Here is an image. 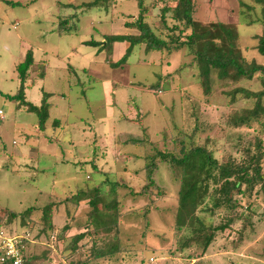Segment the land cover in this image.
I'll list each match as a JSON object with an SVG mask.
<instances>
[{"label":"rangeland","instance_id":"1","mask_svg":"<svg viewBox=\"0 0 264 264\" xmlns=\"http://www.w3.org/2000/svg\"><path fill=\"white\" fill-rule=\"evenodd\" d=\"M11 1L14 4L8 3ZM67 1L0 0V110L4 114L0 120V235L26 238L27 254L41 257L40 264H68L70 249L61 235L85 232L90 210L86 186L108 180L124 184L117 188V193L126 215L118 231L112 227L110 231L85 236L81 244L88 242L90 246L95 238L108 241L118 237L128 254L124 264H264L261 195H256V199L255 195L244 198L254 203L251 210L257 215L252 218L253 228H247L248 233L244 232L241 240L237 231L241 225L236 224L217 235L203 252L196 246L179 245L189 230H178L175 224L180 181L177 168L158 161L153 176L156 188L150 185L145 192L148 194L135 197L129 194L130 190L137 194L147 183L144 154L159 150L178 156L181 145L176 140L191 131L194 117L200 124L201 141L210 136V147L217 157L228 154L238 157V136L242 135V141L252 140L257 131L232 128L227 124V116L235 108L251 106L252 101L241 97L229 106L221 90L237 85L228 83L226 87L213 84L217 90L209 99L204 96L197 70L184 66L190 61L185 49L146 52L136 45L125 61L110 64L113 44L128 42L115 41L108 49L102 44H82L86 39L103 42L99 40L100 32L111 34L109 21L91 23V17L99 19L95 17L96 11L80 17L77 24L70 22L72 29H78L76 34L49 33L57 11L56 6L54 9L48 5ZM89 1L73 0L75 4ZM176 1L149 4L145 20L156 32L162 27L160 8L164 3L174 6ZM196 1V20H237L225 11L228 3L236 5V0H218L211 9L207 0ZM15 2H21V6ZM115 6L118 12L112 17L121 19L124 28L125 23L133 25L139 13L136 0H116ZM170 17L168 13L166 21L171 26ZM130 28L138 34L135 26ZM238 33L247 59L264 64V57L256 49L255 35L260 33V26L241 24ZM21 41L33 46L39 56L44 49L49 53L55 51L61 58H49L50 68L43 80L31 76L25 83L26 99L34 105L41 103L43 92L52 94L43 131L36 130V115L19 106L12 97L20 86L16 64ZM93 47L101 51L97 53ZM124 54L113 62H120ZM105 56L109 60L104 61ZM166 74L170 78L159 82V75ZM262 77L257 73L252 81L243 80L241 85L249 91H258L263 89ZM157 82L159 85L155 86ZM56 119L61 121L57 128L52 126ZM22 150L24 155L29 152V161L17 157L16 152ZM49 205V213L42 218L43 209ZM30 207L33 210L27 220L21 214ZM133 210L136 216L131 215ZM10 212H16L18 218H5ZM200 215L206 222L219 221V216L210 219L203 212ZM70 221L72 228L67 231L64 228Z\"/></svg>","mask_w":264,"mask_h":264},{"label":"trees","instance_id":"2","mask_svg":"<svg viewBox=\"0 0 264 264\" xmlns=\"http://www.w3.org/2000/svg\"><path fill=\"white\" fill-rule=\"evenodd\" d=\"M161 1L166 0H153L152 2L136 0L139 10L137 20L133 25L125 23V26H135L138 34L105 35L104 42L89 40L85 44L91 46L102 44L105 49H108L115 41L128 42L129 45L120 62L109 61L114 65L125 61L136 45L143 46L146 52L153 50L170 53L185 49L190 61L184 66L188 65V67H194L197 70V78L204 96L209 99L213 91L217 90L215 87L213 88V84L226 87L228 83L233 86L237 85L228 90H221L228 99L229 106L237 103L242 99L241 97L246 98L245 101L250 103L252 101L251 106L247 107L246 105L238 110L235 108L227 116V124L230 127L235 129L252 128L257 131L252 140L242 141V135L238 136L240 143L238 157L231 154L221 158L217 157L210 147L212 143L210 136H205L201 141L200 134H198L200 124H198V118L194 117L191 131L184 133L180 140H176L181 145L178 156L172 152L167 153L155 149L151 154H144V171L147 183L137 194L132 190L129 193L135 197L139 194H148L145 192L150 185L152 188H156L153 176L158 161L168 163L170 168H177L180 181L175 224L178 230L183 228L189 230V235L184 236V240L179 245L183 248L196 246L204 252L217 235L236 224L241 225V228L237 229L238 232L240 231L239 240H241L243 233H248L246 229L253 228L252 218L257 215L251 210L254 203L246 201L244 198L255 195L256 199V195H261L264 199V64L258 63L255 59H247L238 33V26L241 24L247 26L258 24L260 33L255 35L256 49L264 57V0H236V5L227 0L230 3L225 9L226 14L227 16L235 15L237 19L235 22L196 20V0H177L174 6L164 3L160 8V21L163 28L160 27L159 33L164 31L162 35L152 29L145 20L149 4L154 6ZM216 1L218 0H207L209 8ZM115 5L116 0H91L83 3L82 7L96 9L100 12L110 11V21L114 14L111 10L115 9ZM168 13L171 14L170 21L173 22L171 26L166 21ZM70 22L69 19L61 17L58 22V33H70L73 28ZM33 62V53L28 50L24 60L16 65L20 86L12 97L18 101L19 106H24L27 111L36 115L38 130L43 131L49 118L51 104L48 102V98L51 94L43 92L39 105H34L26 99V81L31 76L43 79L46 73L44 64H40L34 69L32 68ZM257 73L263 75L261 78L263 89L249 91L241 85L243 80L252 81ZM167 78H170L169 74L159 75V82ZM156 85L159 83L157 82ZM194 115L192 113V116ZM59 123V120H53L52 126L58 127ZM255 123L256 125H254ZM107 181L86 186L90 210L86 216L85 232L72 236L61 235V239L67 243L70 249V253L67 254L68 264L125 263V256L128 254L118 237L108 241L95 238L90 241V246H88V242L80 243L85 236L110 231L112 227L118 231L120 222L126 215L121 209L122 199L117 193V188H121L124 184ZM47 207L48 209H45ZM47 207L42 211V218H46V214L49 213L47 211L51 209L50 205ZM32 210L31 207L25 210L21 214L22 217L26 218L25 216H27L28 219H26L29 220ZM135 212L136 210H133L131 215L136 216ZM202 212L210 219L219 216V221L217 223L206 222L205 218L200 215ZM143 214L145 216V213ZM261 215L260 219L264 218V211ZM16 217L18 218L16 212H10L5 216V218L14 220ZM71 221L64 228L67 231L72 228ZM50 227L52 228V225ZM23 244V247L20 248L22 264H40L41 257L27 254L29 241L26 238H23Z\"/></svg>","mask_w":264,"mask_h":264},{"label":"crops","instance_id":"3","mask_svg":"<svg viewBox=\"0 0 264 264\" xmlns=\"http://www.w3.org/2000/svg\"><path fill=\"white\" fill-rule=\"evenodd\" d=\"M8 3L9 4L10 3L14 4V1H11V2H8ZM15 3H17L18 5L21 4V2H15ZM85 3H87V2H85ZM82 4H83V2H81L79 4L78 3L75 4L73 2V0H68L66 3L56 2L54 4L53 3L49 4L48 6H54V9H55V6H56V11H57V13H54V17L52 16L54 18V21H52V25L50 27L49 33L56 34L58 36L76 34V32L78 31L77 28L72 29L70 33L59 34L58 33V22H59V19L61 17L62 18H66V19H69L71 22H75L77 24L79 22V20H80V17H82L83 15L87 14L88 12H90L92 10L96 11V12H94L96 14L95 17L99 18L98 20H96L95 18L90 16L92 24H93L94 21L95 22H107V21H109L110 13H111L110 11L100 12V11H98L96 9H87V8L82 7ZM19 6H21V5H19ZM121 8H124V7L122 6ZM115 9H113L111 11H113L114 14L116 15V13L118 11H116ZM61 10H62V13H61ZM55 22H56L57 25H55ZM109 22H110L109 24L111 25V31H110L111 34L110 35H125V34L136 35L137 34V32H135V30H132L131 28L128 29V27L127 28L122 27L123 25L121 24V19H114L113 18L112 22L111 21H109ZM105 35H109V34H106L104 32H100V35H99L100 39L99 40L104 42L103 38H105ZM89 40H94V39H86V40L81 41V43L84 44V45H87V44H85V42L89 41ZM94 41H97V40H94ZM128 45H129L128 43H118V42H115L113 44V55L111 57L112 62L117 60L122 54L125 53V50L128 47ZM87 46H91V45H87ZM139 47L144 50L143 46H139ZM93 48L96 49L95 47H93ZM28 50H31L32 53H33L34 62H33L32 68H36L40 64H44L45 67H46L45 75L47 74V69L50 68V65L48 63L49 58L57 57V59H61V58L58 57L59 55L55 51H51L52 53H49V51H45L44 49H42L43 55L39 56L37 51H36V49L33 46L29 45V47H28L27 43H24V42L21 41V43L19 45V50H18L19 58H18L17 64H19L20 62H22L24 60L25 55H26ZM99 51H101V50L100 49L97 50V53H99ZM103 53H105V50H104ZM106 60H107V56L104 57V61H106ZM60 65L64 66L62 63H60ZM64 67H66V66H64ZM67 68H69V66ZM69 69L72 70V72L74 71V73L76 72L72 67L69 68ZM40 80H43V79H40ZM25 92H26V90H25ZM49 98H48V100H49ZM50 109H51V106H50ZM50 109H49V111H50ZM59 122L61 123V121H59ZM60 123H59V126H60ZM45 127H46V124H45ZM37 129L38 128H36V130ZM27 138H26V140H27ZM16 154H18L17 157L20 158L21 160H28L29 161V152H27V154L24 155V150H22V151L16 152ZM26 156H28V157H26ZM25 157H26V159H25Z\"/></svg>","mask_w":264,"mask_h":264},{"label":"built area","instance_id":"4","mask_svg":"<svg viewBox=\"0 0 264 264\" xmlns=\"http://www.w3.org/2000/svg\"><path fill=\"white\" fill-rule=\"evenodd\" d=\"M2 110H0V120L4 119ZM0 264H22L20 248L23 247V238L19 235L14 237H5L0 235Z\"/></svg>","mask_w":264,"mask_h":264}]
</instances>
